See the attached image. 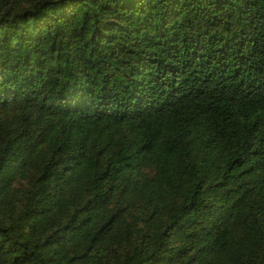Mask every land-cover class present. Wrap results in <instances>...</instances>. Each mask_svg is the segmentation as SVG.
<instances>
[{
    "label": "trees",
    "instance_id": "1",
    "mask_svg": "<svg viewBox=\"0 0 264 264\" xmlns=\"http://www.w3.org/2000/svg\"><path fill=\"white\" fill-rule=\"evenodd\" d=\"M0 264H264V0H0Z\"/></svg>",
    "mask_w": 264,
    "mask_h": 264
}]
</instances>
